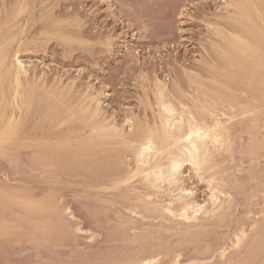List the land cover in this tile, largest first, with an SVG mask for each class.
Listing matches in <instances>:
<instances>
[{
    "label": "rangeland",
    "instance_id": "1",
    "mask_svg": "<svg viewBox=\"0 0 264 264\" xmlns=\"http://www.w3.org/2000/svg\"><path fill=\"white\" fill-rule=\"evenodd\" d=\"M229 3L230 0H8L6 7V0H0V17L4 13V17L0 19V28L3 32L7 29L4 34L12 36V39L15 38L10 49L13 52L19 51L20 59L27 69L30 68L29 73L31 70L30 77H44L46 85H49L48 89L55 84L59 87L72 86L71 95L69 94L67 99L72 101L70 104L75 107L78 106L80 97L98 96L103 118L113 121L129 132L132 124L127 119L133 118L135 125L153 123L158 110L156 85L160 82L167 86L169 97L174 101H177L176 96L183 94L182 98L190 104L197 102L194 97L200 94L196 82L207 85L213 81L212 64L218 63L215 45L224 42L218 33L221 29L228 28L226 23L230 20H227V17L234 16V9L228 6ZM240 82L237 78L227 80L228 88L222 91L232 95V102L235 105H238L236 101L241 102L243 107L245 103L252 102L258 106V112L251 116L240 113L238 115L242 105L240 110L236 108L237 115L229 122V127L231 125L229 141L233 148L229 152H215V169L201 176L189 166L183 169V185L194 191V197L200 203H206L211 195V189H208L210 176L215 179L212 185H220L221 189L232 195L225 215L220 218L213 217L202 227L178 225L176 221L161 217L158 213L144 215V204L141 199H137L140 193L131 190L136 183V186L139 185L144 189L138 180L133 186H131L132 182L129 183L130 186L127 184L128 188L125 184L117 189L111 185L112 179L116 176L110 174L111 170L113 174H118L112 169L118 166L111 160L117 159L119 153L118 156L122 155L123 151H118L122 146L112 144L113 149L118 151L115 153L111 146H108L110 150L107 148V143L104 144L106 148L104 147L103 152V144H100L98 147L103 153L93 154L92 152L98 150L97 143L94 147L83 143L84 138L89 136L91 127L77 118L64 121L62 118L65 116H58L59 109L62 111V108H57L48 114L46 99H43L42 103L40 100L42 97L38 99L35 96L32 106L29 108L25 106L20 111L23 114V128L17 143L22 144L21 148L17 147L12 151V156H3L5 154L0 152V157H4L3 160L0 158V187L12 193L15 191L12 189L20 188L22 191L17 189L19 191L17 194L29 195L27 198L22 197L26 198L25 200L30 198L39 200L38 197H42L40 201L42 200L43 207L36 205L35 211L31 209L28 210L29 212L24 211L28 208L8 200L9 198L6 200L5 193L2 194L3 189L0 190V198L2 197L0 226L3 231L7 228L0 233L4 235H0V264H125L126 262L139 264L137 257L140 260V257L149 254H159L160 262L163 264L169 263L178 255H181L179 259L181 264L187 262L188 264H264L262 261L264 260V107L262 108L264 84L263 88L259 89L249 86L247 80L243 84ZM210 87L219 91L222 89L219 82L213 83ZM40 102L42 104H38ZM227 105L224 103L216 107L218 110L228 111V107H225ZM38 107L39 109L36 110ZM206 116L209 119V116ZM254 117L257 120L256 124L252 125L251 119ZM39 121L43 124L37 125L36 122ZM243 122L247 126L250 124L254 126V130L251 125L250 129L245 127ZM31 128L35 130L32 133ZM242 134L244 136H241ZM252 138L253 140H248ZM45 139L53 144L56 139L57 142L65 140L68 143L62 150L57 151V155H52L50 151L52 146L44 141ZM241 139L245 143L244 147L239 144ZM248 143L252 146L247 147ZM2 145L6 146L8 143ZM37 152L40 155L45 154L48 160L44 155L40 157L43 160L37 159L39 158L36 157L39 156L36 155ZM30 156L38 161H33ZM78 157L79 159H75ZM53 160L56 161L54 165H52ZM63 161L65 163H62ZM229 162L230 164L232 162V167ZM12 163L22 167L17 168ZM73 164L77 166L74 167ZM135 164L136 161L133 160V165ZM107 167L110 170L106 169ZM104 168L108 171L106 172ZM103 171L106 175L109 171L110 173L103 177L105 176L101 174ZM117 171H121L119 167ZM231 176H234L232 177L234 179ZM106 184L108 186H105ZM42 194L47 198L41 196ZM168 194L160 195L159 199L165 200ZM222 198L227 197L222 196ZM120 199L123 201H119ZM2 203H5V206ZM115 206H118L117 209L122 212L116 210ZM66 208H69V212L65 211ZM58 210L61 211L58 213ZM51 211L54 213L50 214ZM124 211H127V214ZM132 211L138 216L133 218ZM143 218L146 220L144 221ZM151 220L153 223H150ZM157 221L159 223L156 224ZM49 222L55 224L57 229ZM241 226L247 229L248 247H244L242 253L229 249L227 259L234 261L221 259L218 254L216 255V250L225 244L226 247H230L234 234L242 229ZM77 228L81 231L79 229L77 231ZM30 237L32 238L29 239ZM156 239H160L161 242ZM239 257L237 262L235 259Z\"/></svg>",
    "mask_w": 264,
    "mask_h": 264
},
{
    "label": "bare ground",
    "instance_id": "2",
    "mask_svg": "<svg viewBox=\"0 0 264 264\" xmlns=\"http://www.w3.org/2000/svg\"><path fill=\"white\" fill-rule=\"evenodd\" d=\"M174 1H177V0H174ZM178 4H181V3H178ZM228 6L233 7L234 16H228L227 17V20L228 19L230 20L229 23H226L227 24L226 27H228V28L227 29L224 28L227 31L222 30V29L219 31L217 29V31H219L218 34L221 36V38L224 40V42L215 45V52L217 55L218 63L216 62L217 63L216 65L212 64L213 65L212 66V73H213V79L212 80L213 81L207 85H206V83H199V82L197 83L196 82V84L198 85V91L200 94V96L197 95L196 97H194V100L197 102H193V104H190L187 100L182 98L183 94L176 96V97H178L177 101H174L173 99H171L169 97V92H168L167 86L160 82L159 84L156 85V87H157V90H156V103L157 104L156 105H158V110L156 113L157 115H155V117H154V121L152 120L153 123L152 124L150 123V125L148 123L135 125V121L133 118L129 119V120L127 119V121H130L132 124V125H130L131 129L129 132L122 129L120 126H118L113 121H107L108 119L106 120V118H103L102 110L100 107V99L98 96H91L90 95V96L80 97L79 98L80 102L78 103V106L75 107L72 104H70L72 101L70 102V100L67 99V97H69L71 95L70 93L72 91V86L59 87V86H57V84L54 83L55 85L51 84L53 86L52 87L50 86L51 88L48 89L49 85H46L47 83L45 82L44 77H42V76L37 77L38 74L36 76L37 78L30 77L31 70L29 73L30 68L27 69V66L20 59L19 51L15 50V52H13L10 49L12 46V42L15 38L12 39V36H7L6 34H4V32L6 33L7 29L3 32L2 29L0 28V143H1L0 146H2L1 147L2 149L0 150V152L5 154L3 156H6V155L12 156V154H13L12 151H14L17 147L22 146V144L19 145L17 143V140H19V137H20V134H21L22 128H23V120H22L23 114L20 111L25 106L27 108L31 107L32 106V100L35 98V96H36V98L38 97V99H39V97H42V99H40L41 102L43 103V99H46V101L48 103V106H47V110H48L47 113L48 114L51 113L53 110L55 111L57 108H62V111L59 109L60 114L58 116H60V117L65 116L64 118H62L64 121H67L68 119L77 118L79 120L84 121V123L86 125H89L91 127V130L89 132V136L84 138V141H83L84 145L89 144V147H94L97 145V147H98V145L100 146V144H103L102 148H103V152H104L105 148H106L105 145H107V143H108L107 148L109 149V147L111 146L112 151L114 150L115 153H118V151L119 152L123 151L122 155L118 156L120 153L117 155L118 158L115 159L116 161L113 158L111 160V162L114 161L113 163L117 164V166L119 167V169L121 171H117L118 167L113 164L117 168L113 167L112 169L113 170L115 169V171L118 172V174H116V173L113 174L112 170H111V173L109 171L107 173V175L104 173V171H103V173L101 172V174L105 175L103 177L108 176L109 173L112 176L116 175L111 181L112 187H113V185L115 186V188L113 187L114 189H117V187H120L121 185H124V184L128 188L129 183L132 182L131 186H133L134 182L138 180V182L144 186V189L141 186L139 187V185L136 186L137 185V183H136V185L131 187V190L134 192L140 193V195L137 197V199H141V201L143 202L142 204H144V210H143L144 215H147L148 213H151V214L152 213L153 214L158 213V214H160L161 217L164 216L165 218L167 217L168 219L176 221L178 225L179 224H183V225L186 224L190 227L191 226L192 227H202L205 222H208L213 217L214 218L223 217L225 215V212L229 209L228 203H230L232 195L229 194L228 192H225L223 189H221L220 185H218V186L212 185L213 180H215V179H213V177L210 176V178H212V179L209 178V185L210 186H209V188H208V186L207 187L205 186V187L208 189H211V191H210L211 195L210 196L208 195L209 199L206 203H200L194 197V191L183 185L182 174H183V169L185 168V166H189V168L193 169L196 172V174L199 176H201L203 173L208 172L209 170L215 169V166H216V164L214 162L215 152H217V151L229 152L233 148L231 142L229 141V138L231 137V134H230L231 125L229 127V122L236 117V115H237L236 114L237 113L236 108L238 107L237 109H239L242 105V109L240 108L242 111L239 109L240 112H238V115L240 113V115H250V116L253 115L254 113L256 115V112H258L257 110L259 109L258 106H255L252 102L245 103L244 107H243V104L241 102L236 101L238 105H235V103L232 102V98H233L232 95L226 94L222 90L228 88V84L226 83V81L227 80H233L234 78H237V80L241 81L240 83H242V84L245 83V81L247 80V84L249 86L252 85L254 88H259V89L263 88L262 85L264 84V0H230V3ZM6 7H8V0H6ZM17 7L19 8V5ZM24 7H26V6H24ZM16 10H18V9H16ZM2 11H3V8H2ZM1 15L2 16L0 17V19L4 17V13ZM25 20H23V21H25ZM77 24L78 23H76L75 25H77ZM66 25H68V24H66ZM10 26H11V24H10ZM214 27H216V26H214ZM218 41H219V39H218ZM43 46H45V45H43ZM22 51H24V50H22ZM215 82L220 83V86L222 88V89L220 88L221 89L220 91L215 90V89L210 87ZM182 83H184V81ZM184 85H185V83H184ZM60 86H61V84H60ZM190 86H192V85H190ZM76 87L77 86H75V88ZM187 87H185V88H187ZM38 88L41 91L43 90V92H41V91L39 92ZM153 88H155V87H153ZM234 88H235V86H234ZM154 90H152V91H154ZM188 90H189V88H188ZM190 93H191V91H190ZM43 96L45 98H43ZM248 96L250 97L251 95H248ZM75 98H77V96H75ZM38 99H36V101ZM261 99H263V98L261 97ZM151 101H152V99H151ZM41 102L38 104H42ZM47 103L45 102V104H47ZM224 103L228 104L227 106H225L226 108L228 107L227 108L228 111L218 110L216 106L223 105ZM263 107L264 106H262V108ZM38 109H39V107L36 110H38ZM147 110H149V109H147ZM216 111H219V112H216ZM135 115H136V113H135ZM206 115L209 116V119H207ZM129 117H131V116H129ZM42 118H43V116H42ZM43 119H45V118H43ZM138 120H140V119H138ZM238 120H240V119H238ZM256 120H257L256 117H254L251 119L252 123L251 122L250 123L252 125H255ZM41 121L43 122L45 120H41ZM41 121H39L40 123L38 122L39 124L36 122V124L37 125L43 124ZM246 122H248V121H246ZM243 125L245 127H248V128L250 127V125L247 126V125H245V123ZM245 127H244V129H248ZM252 127H253L252 130H254V126H252ZM32 128H31V133L34 130ZM36 128H37V126H35V129ZM242 130H240V131H242ZM241 136H244V135L242 134ZM249 138H251V137L249 136ZM253 138L248 139V140H253ZM38 139H36V140H38ZM57 140L58 139H56L54 144L51 143V141H47V139L44 140L52 146V149L50 150L52 155L56 154L57 151L62 150L64 148L63 146H65V144L68 143V141L66 142L65 140H63L61 142H57ZM232 140H234V139H232ZM238 141H240V140H238ZM75 142H77V141H75ZM240 142H242V143H240ZM240 142H239V144L240 145L242 144L241 146L244 147V145H245V143H243L244 141L241 139ZM250 142H252V141H250ZM2 143H8V145L3 146ZM237 143H235V144H237ZM112 144L120 146V147L122 146L121 147L122 149L120 150L119 148H117V150L118 149L119 150L116 152V149H113ZM246 145L248 147V145H251V144L248 143ZM69 146H71V145H69ZM99 148L100 147H98V150L96 152H92V153L93 154L94 153L96 154L97 152H99L97 154L103 153L101 151L102 149L99 150ZM108 149L106 150V152H108L110 150V149L109 150ZM43 150L45 151V149H43ZM46 151H47V149H46ZM112 151H110V152H112ZM34 154H36V153H33V155ZM38 154L39 153L37 152L36 155H38ZM82 154H84V153H82ZM41 155H42V157L44 155V158H47V156L45 154H41ZM41 155L39 154V156H36V157H39L37 159L41 160L42 159V158H40ZM103 155H105V154H103ZM31 156H30V158H31ZM77 156H79V155H77ZM252 157H254V156L252 155ZM0 158H2V160H3L4 157H0ZM16 158H18L17 155H16ZM83 158H85V160H86V157H83ZM31 159H33V161L34 160L38 161L35 157L31 158ZM75 159H79V157L75 158ZM47 160H48V158H47ZM50 160H52V158ZM85 160H83V161H85ZM133 160L136 161L135 165H133ZM253 160H254V158H253ZM54 161L55 160L52 161L53 163L51 162L52 165H54ZM86 161H88V160H86ZM9 162L10 161L8 160V163ZM17 163L19 164L20 161ZM17 163H15V164L12 163V164H14V166H17L16 165ZM62 163H65V162L63 161ZM229 164H230V162H229ZM108 165H110V164H108ZM111 165H112V163H111ZM230 165L232 167V162ZM18 166H17V168H18ZM46 166L48 167L49 165H46ZM63 166H65V165H63ZM76 166L77 165L75 164L74 167H76ZM19 167H22V166H19ZM91 167L93 168L94 166L92 165ZM10 168H11V165H10ZM59 168H61V167H59ZM66 168H68V167H66ZM92 168H91V170H92ZM108 168L109 167H107L106 169H108ZM106 169L104 168V170L107 172L108 170H106ZM109 170H110V168H109ZM99 171H101V170H99ZM5 172L6 171H4V173ZM81 173L83 174V172H81ZM99 174H100V172H99ZM101 174H100V176H101ZM230 175H232V174L230 173ZM89 176H90V172H89ZM94 176H96V175L94 174ZM232 177H234V176H231V178ZM5 178H7V177L5 176ZM90 179H91V177H90ZM232 179H234V178H232ZM106 180H108V179H106ZM233 181H235V180H233ZM206 185H207V183H206ZM101 186H103V185H101ZM105 186H108V184H106ZM86 188H88V187H86ZM1 189H3L2 194L4 195V193H5L4 196L6 197V200L9 198L8 200H11V201L13 200L14 202L18 203L20 206L23 205V206L28 208V209L23 208L24 211H26V210L28 211L29 209H31V211L32 210L35 211L34 208H37L36 205H38L39 207H43L42 206L43 202H42V200L40 201V199L42 197H40V198L38 197L39 200H37V198H32V199L30 198L29 200L28 199L25 200L29 195L28 196L23 195L26 198H22L23 196L19 195L20 193L17 194L19 192L17 189H20L18 187H17V189H12V190H15L14 192L16 194L14 192H13L14 193L13 194L12 192H9L8 190H4V188L0 187V190ZM95 189H97V188H95ZM103 189H105V188H103ZM25 190L27 192V189H25ZM119 190L120 189H118V191ZM20 191H22V190L20 189ZM47 192H48L47 194H49V191H47ZM93 192H95V191H93ZM125 192H127V191H125ZM167 193H169L168 198H166L165 200L159 199L160 195L164 194L162 196H165V194H167ZM28 194H29V192H28ZM101 195L102 194H100V196ZM41 196L45 197L43 194ZM222 196H225L228 199L227 198L223 199ZM45 198H47V197H45ZM119 201H123V200L120 199ZM102 202H104V201H102ZM133 203H134V201H133ZM139 204H140V202H139ZM263 204H264V202H263ZM2 205L5 206V203L4 204L2 203ZM9 205H11V204H9ZM125 205H127V204H125ZM6 206H7V204H6ZM7 207H9V206H7ZM110 208L112 210V206ZM117 208H118V206L116 207V210H119ZM15 209L17 211V207H15ZM99 209H100V206H99ZM61 210H62V208H61ZM61 210H58L57 212L59 213ZM66 210H68V212H69V208L68 209L66 208L65 211ZM21 211H23V210H21ZM133 211H135V210H133ZM133 211H132V213H134V215H133V218H134V216L136 217L137 214L135 215V212H133ZM37 212H40V211L37 210ZM120 212H122V210ZM128 212H131V211L128 210ZM25 213L23 212V214H25ZM34 213H33V215H34ZM51 213H54V212L51 211L50 214ZM61 213L63 214V212H61ZM236 213H238L237 210H236ZM118 214H120V213H118ZM66 215H68V214H66ZM112 216H113V214H112ZM31 217H33V216H31ZM129 217H131V216H129ZM149 217H150V215H149ZM62 218H66V217H62ZM155 218H157V216ZM42 219H44V218H41V220ZM36 220L38 221V219H36ZM143 220H144V218H143ZM117 221H118V219H117ZM158 221L156 222V224L159 223ZM150 223H153L152 220ZM209 223H211V222H209ZM209 223H207V224H209ZM50 224L53 225V223H50ZM61 224H63V223H61ZM134 224H136V223H134ZM166 224H167V222H166ZM170 224H172V223H170ZM219 224H220V222H219ZM143 225H144V222H143ZM243 225H244V223H243ZM55 226L56 225L54 224L53 227H55ZM162 226H163V224H162ZM165 226L167 227V225H165ZM0 228H1L0 229V233H1V231H3V229L1 226H0ZM55 228L57 229V227H55ZM55 228H54V230L56 231ZM180 228H182V226ZM241 228L242 229L239 232L237 230V233L234 234L235 237L233 238V242H232L230 247H226V244H225V245L219 246V248L216 250V252H217L216 255L218 254V256H220L221 259L222 258H224V260L227 259V253H228L229 249H234L235 252L238 251L239 253H242L241 250H244L243 249L244 247H248V245H246L247 229H244L242 226H241ZM6 229H4V231H6ZM10 229H12V228H10ZM78 229H79V231H81L80 228H77V231H78ZM129 229H130V227H129ZM54 230H53V232L55 233ZM199 230H200V228H199ZM130 231L131 230H129V232ZM193 233H194V231H193ZM138 234L140 235V233H138ZM24 235L25 234H23L22 236H24ZM145 235H143V236H145ZM1 236H4V235H1ZM174 236L176 237V235H174ZM185 236H187V235H185ZM45 237H48V236H45ZM140 237H142V236H140ZM31 238L32 237H30L29 239H31ZM136 238H138V237H136ZM144 238H146V237H144ZM191 238H193V235ZM13 239H16V238L14 237ZM24 239H25V236H24ZM26 239H28V238H26ZM197 239H198V237H197ZM47 240L49 241V238ZM118 240H119V238H118ZM140 240H142V239H140ZM156 240L161 242L160 239H156ZM124 242H125V240H124ZM136 243H137V241H136ZM140 243L143 244L142 242H140ZM178 245H180V244H178ZM143 246H140V247H143ZM138 247H139V244H138ZM207 247H208V245H207ZM154 248H156V247H154ZM212 250H213V247H212ZM248 250H249V248H248ZM140 251H143V250L140 249ZM146 253H148V252H146ZM143 254H141V255H143ZM177 255H178V253H177ZM159 257H160L159 254H149V255H144L142 258L140 257V260L137 257L136 260H138L140 262L139 264H163L160 262ZM180 257H181V255H178L175 259H173L172 261H170L167 264H181V261L179 260ZM245 257H247V256H245ZM130 258H131V256H130ZM127 259H128V257H127ZM239 259H240V257L236 258L235 260L237 261ZM242 259L244 260V257ZM227 260L228 261H234V259L229 260V258ZM195 261L196 260H194V263H195ZM262 261L264 263V260H262ZM237 262H239V261H237ZM247 262H249V261H247ZM122 264H124V263H122ZM125 264H127V262ZM133 264H135V262ZM187 264H188V262H187Z\"/></svg>",
    "mask_w": 264,
    "mask_h": 264
}]
</instances>
